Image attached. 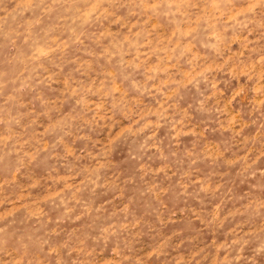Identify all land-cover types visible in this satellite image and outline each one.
<instances>
[{
  "label": "rangeland",
  "instance_id": "374dc122",
  "mask_svg": "<svg viewBox=\"0 0 264 264\" xmlns=\"http://www.w3.org/2000/svg\"><path fill=\"white\" fill-rule=\"evenodd\" d=\"M0 264H264V0H0Z\"/></svg>",
  "mask_w": 264,
  "mask_h": 264
}]
</instances>
